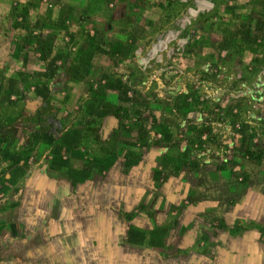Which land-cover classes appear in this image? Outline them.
Masks as SVG:
<instances>
[{
	"label": "rangeland",
	"instance_id": "374dc122",
	"mask_svg": "<svg viewBox=\"0 0 264 264\" xmlns=\"http://www.w3.org/2000/svg\"><path fill=\"white\" fill-rule=\"evenodd\" d=\"M165 214L162 249L116 248ZM246 233L264 243V0H0V264L50 244L69 264H232Z\"/></svg>",
	"mask_w": 264,
	"mask_h": 264
},
{
	"label": "crops",
	"instance_id": "0c3cea01",
	"mask_svg": "<svg viewBox=\"0 0 264 264\" xmlns=\"http://www.w3.org/2000/svg\"><path fill=\"white\" fill-rule=\"evenodd\" d=\"M168 149L172 151H177L179 153L180 156L178 160L179 163L175 165L178 168V170L188 172V171H192L195 168L193 167L192 163L189 160L186 161L185 164L182 161L184 153L181 151H183L184 148H182L180 144L170 145L168 146ZM169 217H171L169 214L160 216L158 222H156L157 224L155 225L156 229L150 230V232L152 233L145 235L144 238H137L134 235L133 237H130V231L133 230V232L135 233V230L133 227L132 228L129 227V229L126 230V240L123 242H118L116 248L118 250H121L122 254L124 253L123 251V249H125L124 246L127 245L146 243L148 246L160 247V249H162L165 243H168L167 241L168 237L170 235L174 236V234H176L178 231L177 228L179 226V223L175 221L173 226H170ZM250 235L251 234L248 233L244 234V236L242 237L243 239H241V241H235L234 237L230 238L226 242L227 245L221 248L220 250V252H222L221 257H223L224 255L227 256L226 254H228L232 264H264V243L261 242L258 238L252 239ZM175 238L173 239V241L175 240ZM233 245L235 247H233ZM189 246L190 245L188 246L182 245L181 246L182 249L175 250L171 248V250L172 252L177 251L174 254L176 255L179 252L180 253L185 252L187 250L186 247ZM253 248H255V251L252 250ZM49 250L51 252L49 256L45 257L42 255L43 258H46V260L42 264H69V260H68L69 258L67 256L60 255V251H59L60 249H58L56 244L55 245L50 244Z\"/></svg>",
	"mask_w": 264,
	"mask_h": 264
},
{
	"label": "trees",
	"instance_id": "16d2710c",
	"mask_svg": "<svg viewBox=\"0 0 264 264\" xmlns=\"http://www.w3.org/2000/svg\"><path fill=\"white\" fill-rule=\"evenodd\" d=\"M204 102L207 104V103H210L211 101L210 100H205ZM124 154H125V157L127 159H129L131 152H130V150H127V151H125ZM249 156L253 158V154L251 152H249ZM133 235H134V232L132 230V231H130V237H133Z\"/></svg>",
	"mask_w": 264,
	"mask_h": 264
}]
</instances>
